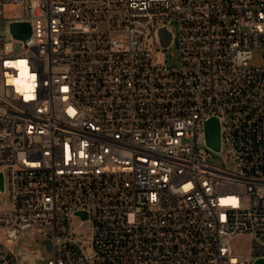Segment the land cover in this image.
Segmentation results:
<instances>
[{
    "label": "built area",
    "instance_id": "obj_1",
    "mask_svg": "<svg viewBox=\"0 0 264 264\" xmlns=\"http://www.w3.org/2000/svg\"><path fill=\"white\" fill-rule=\"evenodd\" d=\"M28 23L27 42L12 36ZM159 29L175 67L148 48L167 51ZM257 50L264 0H0V264L264 259ZM224 146L233 168L216 163ZM34 232L48 235L43 256L20 250Z\"/></svg>",
    "mask_w": 264,
    "mask_h": 264
},
{
    "label": "rangeland",
    "instance_id": "obj_2",
    "mask_svg": "<svg viewBox=\"0 0 264 264\" xmlns=\"http://www.w3.org/2000/svg\"><path fill=\"white\" fill-rule=\"evenodd\" d=\"M148 48H151L154 50L155 55L157 58H160L164 61L166 66L169 67H175L177 66V48L175 46H172L170 50L162 51L161 49H157L154 45V42L152 41L151 37L148 42ZM16 49L20 50L21 47L16 45ZM251 64L254 66L264 67V50H257L254 52L253 60L251 61ZM223 124L225 125V121H223ZM222 154L216 156V163L218 166L222 167H228L233 168V165L231 163V156L229 154L227 146H224L222 149ZM7 197L3 196L1 197L2 206L4 208H7L9 206ZM48 235L42 236L41 234L34 232V233H28L22 239L18 242L21 252H27L32 255H38L43 256L44 255V247L41 241L46 238ZM78 238L85 243V246H90L91 244V229L87 228L85 231H83ZM249 244L250 241L248 238H242L234 242L233 248L236 251H244L247 252L249 250Z\"/></svg>",
    "mask_w": 264,
    "mask_h": 264
},
{
    "label": "water",
    "instance_id": "obj_3",
    "mask_svg": "<svg viewBox=\"0 0 264 264\" xmlns=\"http://www.w3.org/2000/svg\"><path fill=\"white\" fill-rule=\"evenodd\" d=\"M158 32V45L167 50L172 45L174 34L168 29H159ZM32 27L31 24H13L11 27V34L16 39L27 42L31 38ZM205 134H207V146L215 151L221 153V126L218 119H211L205 124ZM4 175L0 173V194H4ZM84 217V214H79ZM48 251L51 250V243L44 242ZM255 264H264V259H260Z\"/></svg>",
    "mask_w": 264,
    "mask_h": 264
}]
</instances>
